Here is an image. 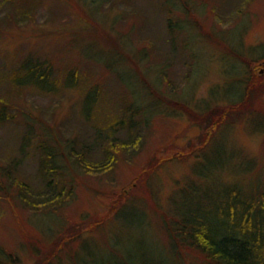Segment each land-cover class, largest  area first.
I'll use <instances>...</instances> for the list:
<instances>
[{
	"label": "rangeland",
	"instance_id": "obj_1",
	"mask_svg": "<svg viewBox=\"0 0 264 264\" xmlns=\"http://www.w3.org/2000/svg\"><path fill=\"white\" fill-rule=\"evenodd\" d=\"M31 56L53 66L58 84V70L67 67L84 75L85 86L100 84L94 112L82 109V85L15 88L8 77ZM263 62L264 0H0V99L11 112L0 124V264H36L54 254L56 264H85L95 252L116 256L132 247L136 254L145 245L170 264H202L189 246L171 245L169 213L202 209L217 222L218 202L227 203L224 184L264 190ZM257 67L263 79L246 113L226 118L203 152L142 175L152 160L197 149L213 122L209 109L243 99ZM132 100L147 110L146 126L134 136L114 134L110 123ZM130 136L135 145L121 150L110 171H70L59 154L70 171L59 179L72 185L71 198L57 207L25 203L48 193L39 170L45 147L72 157L73 145L96 162L105 157L101 145ZM16 176L29 189L16 191ZM123 193L129 207L120 205ZM79 231L77 241L58 250Z\"/></svg>",
	"mask_w": 264,
	"mask_h": 264
},
{
	"label": "trees",
	"instance_id": "obj_2",
	"mask_svg": "<svg viewBox=\"0 0 264 264\" xmlns=\"http://www.w3.org/2000/svg\"><path fill=\"white\" fill-rule=\"evenodd\" d=\"M258 67L252 74V79L247 86L246 93L243 99L234 102L233 104L225 106V108H212L207 113L212 117V124L207 127L203 135L202 142L198 145L197 149L193 148L188 153L177 152L173 154L170 160H166L165 157L157 158L156 161L152 160L151 168H143L142 175L149 174L150 176L156 175L155 171L163 164L173 159H183L194 157L195 152H203V150L212 144L214 138L218 137L217 133L223 127V124L227 121L226 118L230 117L234 113H246L248 108L250 97L249 94L255 87H258L262 82L263 75L259 74ZM53 66L48 64L45 60H40L34 56L24 59L20 67L17 70L11 72V76L8 78L12 80V84L15 88L22 90L27 87V83L40 89L42 92H49L56 90L57 86H64L65 88H80L82 85V109L85 115L88 116L94 112L95 107L99 102L98 98L101 95V85L96 83L87 84L88 88L84 84L88 82H82L81 79L84 76H80L77 71H74L71 67H67L64 71L58 70V80L56 75H53ZM61 84V85H60ZM82 89V88H80ZM0 99V124L3 123L10 116L9 105ZM126 106L122 110L121 115L115 119L111 125V130L116 134V131H127L129 134L136 133L141 127H145V121L149 118L148 112L142 104L136 103L135 100L126 102ZM90 110V112L88 111ZM201 114V113H200ZM205 114V113H202ZM14 117V114H12ZM11 117V116H10ZM97 117V116H96ZM232 118V117H231ZM217 133V134H216ZM109 134V133H108ZM130 136L128 140L120 141L118 144L113 140L105 145H101L104 150V158L100 161L86 162V152L76 151L73 145L72 157L64 153L63 149L56 148L55 145L44 148L41 153V165L40 171L43 179L47 180L46 188L48 193L42 195L38 194V201L36 198L28 199L26 204L36 207L37 205H51V207L61 206V204L70 199L73 195L72 185L67 187L66 183H63L59 177L63 174H69L70 171H74L75 168H85L88 172L110 171L117 163L119 153L123 149H129L131 145H135L137 137ZM107 145H110L108 147ZM83 148V147H82ZM58 149V151L56 150ZM60 150V151H59ZM107 151L106 153L104 151ZM63 155V158L70 160V171L61 166L58 156ZM90 154V153H89ZM182 159V160H183ZM5 166V165H4ZM149 168V169H148ZM2 170H4L2 168ZM69 171V172H68ZM149 171V172H148ZM144 172V173H143ZM155 172V173H154ZM148 177V178H149ZM49 178V179H48ZM57 180V181H56ZM61 182V185H60ZM1 184V182H0ZM197 184V183H193ZM221 184V183H220ZM227 185L228 197L227 203L222 204L218 202L216 208L217 222H212L211 212L203 211L202 209L196 210L195 213L190 211H184L181 208H176L172 213L170 212V218L167 221V233L172 238L171 245H177L179 242L184 246H189L190 249L200 254L203 258L202 264H264V190H260L257 187L248 185L244 188L239 183L234 185ZM1 186V185H0ZM12 186L20 191H26L29 189V183L26 180H20L17 176L12 181ZM197 185L193 186L195 189ZM250 188L248 195L245 194L247 188ZM198 192V190H193ZM210 193L209 191L206 194ZM42 196L41 198H39ZM120 199V205L130 206V202L127 204V199L130 197L128 193H123L118 196ZM205 198V197H204ZM208 205L206 209L211 210L212 195H206ZM131 197L129 200H132ZM128 200V201H129ZM117 203V201H114ZM115 203L112 205V210L115 209ZM125 203V205H123ZM215 207V206H214ZM213 207V208H214ZM124 208V207H123ZM52 209V208H51ZM130 211V210H129ZM129 211H124L129 213ZM117 213L119 210L116 211ZM132 212V211H131ZM106 218H101L100 221H96L90 226V232H96L105 223ZM83 231H79L73 235V237L63 238V242L60 241L58 250L66 248L79 239ZM170 232V233H169ZM178 243V244H179ZM66 246V247H64ZM141 246V245H138ZM138 247V253L132 251V247L123 249L121 254L112 256L111 254L96 253L90 255V260L85 264H170L168 258L158 253L156 250H152L147 245ZM174 247V246H173ZM175 253V250H173ZM56 254H54L55 256ZM54 256H48L44 260L38 261L36 264H56L51 260ZM81 264H84L82 262ZM179 264V263H178Z\"/></svg>",
	"mask_w": 264,
	"mask_h": 264
},
{
	"label": "water",
	"instance_id": "obj_3",
	"mask_svg": "<svg viewBox=\"0 0 264 264\" xmlns=\"http://www.w3.org/2000/svg\"><path fill=\"white\" fill-rule=\"evenodd\" d=\"M264 63V62H263Z\"/></svg>",
	"mask_w": 264,
	"mask_h": 264
}]
</instances>
